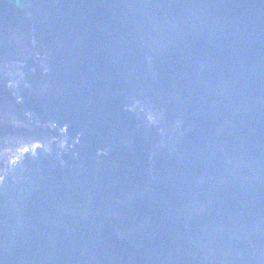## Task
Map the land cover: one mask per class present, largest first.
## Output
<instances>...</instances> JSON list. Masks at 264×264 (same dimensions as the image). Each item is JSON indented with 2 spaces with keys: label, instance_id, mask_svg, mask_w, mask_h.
<instances>
[{
  "label": "water",
  "instance_id": "obj_1",
  "mask_svg": "<svg viewBox=\"0 0 264 264\" xmlns=\"http://www.w3.org/2000/svg\"><path fill=\"white\" fill-rule=\"evenodd\" d=\"M0 264H264V0H0Z\"/></svg>",
  "mask_w": 264,
  "mask_h": 264
}]
</instances>
